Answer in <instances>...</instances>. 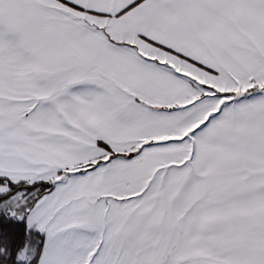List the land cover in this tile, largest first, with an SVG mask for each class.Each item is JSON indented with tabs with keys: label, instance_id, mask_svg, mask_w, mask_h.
<instances>
[{
	"label": "crops",
	"instance_id": "obj_1",
	"mask_svg": "<svg viewBox=\"0 0 264 264\" xmlns=\"http://www.w3.org/2000/svg\"><path fill=\"white\" fill-rule=\"evenodd\" d=\"M259 52L264 0H0V178L71 173L33 209L95 233L38 264H264V95L210 120L202 90Z\"/></svg>",
	"mask_w": 264,
	"mask_h": 264
},
{
	"label": "rangeland",
	"instance_id": "obj_2",
	"mask_svg": "<svg viewBox=\"0 0 264 264\" xmlns=\"http://www.w3.org/2000/svg\"><path fill=\"white\" fill-rule=\"evenodd\" d=\"M259 60H260L259 63L262 66L260 67V69L258 70L257 73H255L254 75H252L249 78V79H252V82H253L252 84H250L252 86V88L242 89L236 93L230 92V93H224V94H220V93L216 92L215 90L209 91L207 89H205V90L202 89L203 92L206 93V95H210V96H208V99H209L208 104L206 105V107H204V109L205 108L208 109L211 107L212 109L215 110L214 112H210L208 114V116H206V119H210V120L214 119V118L218 117V115L225 113L227 110L234 108L235 105H237L241 102H250L251 99L254 100V99H257V98L262 97L264 95V52H259ZM250 85H249V87H250ZM219 102H220V107H217V105H218L217 103H219ZM204 111H203V114H204ZM204 121H205V119H204ZM202 123L196 124L195 125L196 128L197 129L200 128ZM196 132H197V130L193 131L191 133H188L187 136H190V134H192V136H193L194 134H197ZM187 145L188 146L183 148V152L186 154H191L189 143H187ZM181 151H182V149H181ZM70 174L71 173L63 174V175H60L56 179H52L51 182L54 185L53 189L57 186V184L61 180H64V178L67 175L69 176ZM6 190H7V187L6 188L0 187V193L5 192ZM52 190L50 192H52ZM50 192H48V193H50ZM73 192H74V189L72 191V194L70 195V197H72V198L74 197ZM33 193H34V191L29 192V193L25 192V190L18 191L16 194L11 196L9 199H7L3 203H1L0 209H3V210L6 209L11 214H16L15 210L18 209V207L20 209L23 207H24V209H26L27 202L31 201V199L33 197L32 196ZM43 197H41V198H43ZM41 198L34 204V206L41 200ZM55 204L56 203H54V207L50 211H45L47 205H46V203H43V202L41 204H39L38 206H36L34 209H33V207H34L33 206L28 211L27 223H28V226H29L31 231H38L42 234L47 233L49 235L50 234L51 235L62 234V235H70V236H75V235L81 236V235H83L82 237L93 236L95 234L91 231V227H90V216H91L90 212H84L83 213L82 225H84V226L82 228L80 225H78L76 227V226H74V223H72L73 220L71 221L69 219V215L73 216V215H75V212L74 211L70 212L69 209H67L66 207H64L62 210H58V209H56ZM64 217L68 218L67 219L68 226L66 228H63L64 223L60 224L62 222V220L64 219ZM61 218H62V220H61ZM70 224L72 226H69ZM35 246H36L35 240L30 238L28 244L26 245L25 251L23 252V257H29V256L31 257L33 255V253L35 252V249H36Z\"/></svg>",
	"mask_w": 264,
	"mask_h": 264
},
{
	"label": "trees",
	"instance_id": "obj_3",
	"mask_svg": "<svg viewBox=\"0 0 264 264\" xmlns=\"http://www.w3.org/2000/svg\"><path fill=\"white\" fill-rule=\"evenodd\" d=\"M0 184L7 187L0 193V204L16 194L18 191L33 192L31 201L27 202L26 209H16V214H11L6 209H0V264H38L44 236L38 231H31L27 223L28 211L45 194L50 192L54 185L51 181H37L27 183L0 178ZM30 238L36 242V249L30 257H23L26 245Z\"/></svg>",
	"mask_w": 264,
	"mask_h": 264
}]
</instances>
